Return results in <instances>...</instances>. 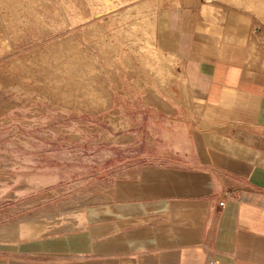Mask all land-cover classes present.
Returning a JSON list of instances; mask_svg holds the SVG:
<instances>
[{
  "label": "crops",
  "instance_id": "1",
  "mask_svg": "<svg viewBox=\"0 0 264 264\" xmlns=\"http://www.w3.org/2000/svg\"><path fill=\"white\" fill-rule=\"evenodd\" d=\"M219 9L204 0L157 9L154 43L180 61L186 104L120 95L117 83L112 102L119 112L121 98L133 104L132 140L145 138L131 146L144 152L96 184L66 231L45 234L51 221L35 218L17 224L0 239V264H264V52L249 56L252 36L261 46L264 37L245 14Z\"/></svg>",
  "mask_w": 264,
  "mask_h": 264
},
{
  "label": "rangeland",
  "instance_id": "2",
  "mask_svg": "<svg viewBox=\"0 0 264 264\" xmlns=\"http://www.w3.org/2000/svg\"><path fill=\"white\" fill-rule=\"evenodd\" d=\"M154 1L0 0V227L35 218L51 221L45 234L66 231L77 204L96 196L91 192L96 184L108 180L119 162L144 152L140 144L131 146L145 138L140 134L132 140L130 132L138 122L129 117L133 104L121 98L119 112L112 102L117 83L122 84L120 95L148 91L150 101L173 90L171 96L186 104L180 61L172 62L174 76L166 86L168 79L160 81L159 70L152 72L151 63H144L131 44L146 6L152 5L156 15L159 7L178 0ZM242 1L204 0V5L220 13L225 10L219 8H230L245 14L252 30L259 27L264 37V0L253 1L249 9V0ZM138 6L144 9L141 14ZM91 75L99 82L92 81L99 89L89 94L92 98L68 93L69 82H87L84 78ZM147 115L142 126L150 125Z\"/></svg>",
  "mask_w": 264,
  "mask_h": 264
},
{
  "label": "bare ground",
  "instance_id": "3",
  "mask_svg": "<svg viewBox=\"0 0 264 264\" xmlns=\"http://www.w3.org/2000/svg\"><path fill=\"white\" fill-rule=\"evenodd\" d=\"M156 1V0H155ZM154 1V2H155ZM158 2H159V0H157ZM229 1H231L233 4L234 3H238L239 1H241L242 3H243V1L242 0H229ZM253 1L254 2H257V1H255V0H249L248 2H247V4H248V6H246L247 8L248 7H252V6H254V3H253ZM151 2V1H150ZM157 2V3H158ZM225 2H227V1H225ZM230 2V3H231ZM153 3V2H152ZM151 3V4H152ZM229 2H228V4H230ZM144 4H147V2L146 3H144ZM143 4V5H144ZM149 4V3H148ZM156 4V3H155ZM154 5V4H153ZM158 5V4H157ZM236 5V4H235ZM239 5V4H238ZM234 6V5H233ZM245 6V5H244ZM257 6L259 7V5H257L256 4V8H257ZM146 7H148L147 9L145 8V15H144V18H143V20L141 19H139L138 18V20H136V25H137V22L138 23H140V25L138 24V26H139V28H138V26H137V28H136V26H135V28L136 29H138V31H139V34H134V36H132L131 34V36L130 35H127V37L128 36H130V37H133V39L131 38V41H132V47H134L136 50H138V54L140 53V56L143 58V60L145 61L144 63H151L150 65L152 66V72H153V70H159V72H158V70H157V72H158V75L160 76L159 77V79H160V81L162 80L163 81V78H166V79H168V81H165V85L166 84H168L169 85V83H170V78L171 77H173L174 76V71H173V69H172V62L173 61H176L177 59L175 58V57H173L172 55H169V54H164L163 52H161L157 47H156V45H155V14L154 13H152L151 12V7H152V5H150V6H146ZM229 7V6H228ZM241 7V6H240ZM138 8H139V6H138ZM144 8V7H143ZM234 8V7H233ZM242 8H244V7H242ZM261 8V7H260ZM136 9V8H135ZM142 9V8H141ZM156 9V8H155ZM249 9V8H248ZM248 9H246V10H248ZM262 9V8H261ZM261 9H256L257 11L258 10H261ZM144 10V9H143ZM142 10V11H143ZM135 11V10H134ZM137 11V10H136ZM138 11H139V13H140V8L138 9ZM138 11L136 12L137 14H138ZM141 11V12H142ZM259 12V11H258ZM264 12V11H263ZM262 12V13H263ZM251 13V12H250ZM141 14V13H140ZM140 14H138L137 16H140ZM253 14H255V13H253ZM136 15V14H135ZM142 15V16H143ZM258 16V15H257ZM259 17H260V15H259ZM140 18H142V17H140ZM139 20L141 21V22H139ZM261 20V19H260ZM134 23V24H135ZM132 27V26H131ZM130 28V27H129ZM127 30V29H126ZM129 30V29H128ZM125 31V30H124ZM135 31V30H134ZM136 32V31H135ZM127 34H129V31L128 32H126ZM138 33V32H137ZM254 36V35H253ZM130 37H128L127 39H128V41H130ZM253 38V37H252ZM251 55H249V56H252V58L254 57V55H256L255 56V58L257 57V55L259 54H256V52H259L258 51V49H260V45L259 44H257V42H256V38H253L251 41ZM264 48V47H263ZM261 50H263V49H261ZM260 50V51H261ZM249 51V52H250ZM248 55V54H247ZM262 55V54H261ZM248 58H250V57H248ZM254 59V58H253ZM250 60H251V58H250ZM255 61V60H254ZM252 62V61H251ZM263 62H264V60H263ZM16 63V62H15ZM174 63V62H173ZM250 63V62H249ZM14 64V63H13ZM245 64V63H244ZM250 64H252V63H250ZM263 64V63H262ZM174 65V64H173ZM247 65H249V64H247ZM250 67H253V64H252V66L250 65L249 66V68ZM260 67H262V65L260 66ZM260 67H258V69L260 70H262V68H260ZM64 68V67H63ZM254 68V67H253ZM252 68V69H253ZM255 69V68H254ZM264 69V68H263ZM62 70V69H61ZM64 70V72H62V76H63V78L66 80V69H63ZM82 70H84V69H82ZM79 71H81V70H79ZM86 71V70H85ZM81 72H83V71H81ZM261 72V71H260ZM262 72H264V71H262ZM75 73V72H74ZM84 73V72H83ZM82 73V74H83ZM71 74V73H70ZM81 74V75H82ZM84 74H87L88 75V73H84ZM83 74V75H84ZM179 74V73H178ZM77 77V76H76ZM87 78H84V79H87L88 81L86 82H84V81H82L83 83H85V85L83 86V87H81V84H83V83H76V84H73V83H70L69 82V85L71 86L70 87V90H69V94L70 95H72V94H74V96H75V94L76 93H87V95L86 96H89V94L91 93L92 95H94V94H96V92L98 93V91H99V89H98V91H97V88L98 87H96V85L98 86V84H96L98 81V76H97V80H96V78H93V76L91 75V76H86ZM100 77V76H99ZM180 77V79H181V85H184L185 84V79H184V76L183 75H181V76H178V78ZM175 79V78H174ZM101 80V79H100ZM173 80V79H172ZM91 81V82H90ZM92 81H97L95 84V86H93L92 84L94 83H92ZM172 82V81H171ZM175 82V81H174ZM173 82V83H174ZM87 83H90V84H87ZM99 83V82H98ZM183 83V84H182ZM100 85H103V84H100ZM168 85H166V86H168ZM179 85V84H178ZM91 86V87H90ZM99 87H103V86H99ZM181 87V86H180ZM182 88V87H181ZM184 88H185V86H184ZM58 88H54V90H57ZM64 92H66V88H65V90H63ZM63 92V93H64ZM179 92V91H178ZM151 93V92H150ZM169 93L173 96V90H169ZM154 95V94H153ZM187 95V92H185V96ZM85 96V97H86ZM96 96V95H95ZM155 96V95H154ZM154 96H152V99H150L149 98V100H150V102L151 103H153V102H157L158 104L159 103H161L162 105H165L164 103H163V100H161L159 97H157V96H155V98H154ZM183 96V95H182ZM90 98H92L91 96H89ZM150 97H151V95H150ZM154 98V99H153ZM158 98V99H157ZM148 99V98H147ZM77 100V99H76ZM87 100V99H86ZM90 100V99H89ZM185 100V99H184ZM162 101V102H161ZM89 102H91V101H89ZM88 102V103H89ZM186 102V101H185ZM92 103V102H91ZM90 104V103H89ZM185 104V103H184ZM92 105V104H91ZM90 105V106H91ZM154 105V104H153ZM160 105V104H159ZM162 105H160V106H162ZM167 105V104H166ZM199 105V104H198ZM198 105H195V108L199 111V110H201L202 108L201 107H203V106H198ZM102 107V106H101ZM157 107H159V106H157ZM194 107V106H193ZM95 108V107H94ZM100 108V107H99ZM162 108H164V107H162ZM194 108V109H195ZM167 109V108H166ZM195 109V110H196ZM165 110V109H164ZM166 111V110H165ZM170 111V110H169ZM200 113V112H199ZM16 231H17V226H16V224H13V225H6V226H1L0 227V239H4V238H11V237H13L14 235H15V233H16Z\"/></svg>",
  "mask_w": 264,
  "mask_h": 264
},
{
  "label": "built area",
  "instance_id": "4",
  "mask_svg": "<svg viewBox=\"0 0 264 264\" xmlns=\"http://www.w3.org/2000/svg\"><path fill=\"white\" fill-rule=\"evenodd\" d=\"M223 205H224V199L222 197L215 198L211 201L209 211H210L212 218L216 217L220 213ZM209 264H217V263L211 259L209 261Z\"/></svg>",
  "mask_w": 264,
  "mask_h": 264
}]
</instances>
